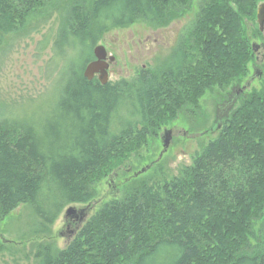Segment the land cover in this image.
Instances as JSON below:
<instances>
[{"label":"trees","instance_id":"16d2710c","mask_svg":"<svg viewBox=\"0 0 264 264\" xmlns=\"http://www.w3.org/2000/svg\"><path fill=\"white\" fill-rule=\"evenodd\" d=\"M38 0H0V33ZM191 0L73 2L60 39L93 51L100 36L137 21L166 25ZM261 0H203L196 32L158 70L101 86L71 77L41 128L0 122V221L20 205L46 235L65 207L94 199L92 172L138 145L207 89L247 74L245 19ZM254 32V31H253ZM258 32V31H255ZM57 44V43H56ZM75 50V43H66ZM93 54V53H92ZM93 56V55H92ZM86 59L83 64L92 61ZM264 88L249 94L181 177L105 204L62 251L40 244L36 264H264Z\"/></svg>","mask_w":264,"mask_h":264},{"label":"rangeland","instance_id":"374dc122","mask_svg":"<svg viewBox=\"0 0 264 264\" xmlns=\"http://www.w3.org/2000/svg\"><path fill=\"white\" fill-rule=\"evenodd\" d=\"M75 1L79 0H38L23 24L9 34L0 33V122L22 121L37 129L43 127L52 118L73 73L83 74L85 60H93L92 51L79 45L76 38H59L62 21ZM85 1L88 5L94 2ZM201 1L191 0L164 26L137 21L103 33L94 47L102 46L108 57L114 58L108 69V83L131 82L144 71L161 68L179 44L190 40ZM247 20L243 25L250 47L255 44L259 49L252 53L245 77L226 87L207 89L196 103L183 108L144 141L121 151L103 170L92 172L89 177L94 199L89 204L65 207L49 234L35 235L39 220L30 205L17 207L0 221V264H36L35 253L40 244L48 242L55 250H64L105 204L121 201L136 189L160 188L181 177L195 157L217 138L241 102L264 88V31L258 30L256 12L252 22ZM68 42L76 44L75 50L68 48ZM165 130L171 132V141L163 153L161 136ZM69 207L90 208L79 229H69L73 235L66 231L64 218ZM263 224L257 223L256 234Z\"/></svg>","mask_w":264,"mask_h":264},{"label":"water","instance_id":"95a60500","mask_svg":"<svg viewBox=\"0 0 264 264\" xmlns=\"http://www.w3.org/2000/svg\"><path fill=\"white\" fill-rule=\"evenodd\" d=\"M256 22L259 27L260 33L263 32L264 29V0L261 4L258 5L256 11ZM252 52L255 53L258 51L259 47L255 44L251 46ZM93 57L94 61L90 62L86 65L83 71V78L90 82L95 76H97V81L101 86H104L108 83V68L109 65L114 62V58L108 57L106 50L102 46H96L93 48ZM108 60V61H107ZM260 75V72H257V76ZM171 141V132L165 130L163 135L161 136V144L163 148V153L167 151ZM162 156V153L159 157ZM144 173V170L141 174ZM109 186L111 184L109 183ZM87 207L76 209L74 207H69L65 210L64 218L71 223V221H78L82 223L86 217L88 212Z\"/></svg>","mask_w":264,"mask_h":264},{"label":"flooded vegetation","instance_id":"af4514ba","mask_svg":"<svg viewBox=\"0 0 264 264\" xmlns=\"http://www.w3.org/2000/svg\"><path fill=\"white\" fill-rule=\"evenodd\" d=\"M208 1H210L211 3H210V5L212 4V2H214V1H217V0H208ZM201 3H202V1L200 2V4H199V6L197 7V11H196V15H195V18H194V28H193V30H192V32H196V21H197V16H198V14H199V12L201 11ZM258 7V6H257ZM257 11V10H256ZM259 30V29H258ZM263 31H264V29H263ZM260 32V31H259ZM94 61V57H93V60L91 61V62H93ZM108 61V60H107ZM109 69V68H108ZM107 73H108V71H107ZM95 78H97V76H95L91 81H93L94 82V80H95ZM90 81V82H91ZM97 83H98V81H97ZM108 84V83H107ZM237 95V94H236ZM87 218V217H86ZM86 220V219H85ZM84 220V221H85ZM84 221L82 222V223H84ZM65 222H66V231L68 232V234L69 235H73V233L74 232H72V231H69V229L72 227L73 229H74V231H76V230H78L79 229V227H80V225H82V223H79L78 221H71V223L70 222H68L66 219H65Z\"/></svg>","mask_w":264,"mask_h":264}]
</instances>
